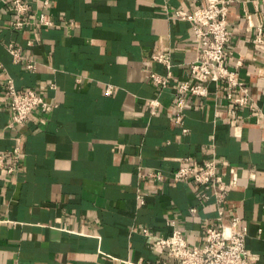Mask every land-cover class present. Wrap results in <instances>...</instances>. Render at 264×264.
<instances>
[{
	"label": "crops",
	"instance_id": "0c3cea01",
	"mask_svg": "<svg viewBox=\"0 0 264 264\" xmlns=\"http://www.w3.org/2000/svg\"><path fill=\"white\" fill-rule=\"evenodd\" d=\"M209 1L48 0L34 9L51 27L15 31L11 0H0V155L13 167L0 173V264H176L152 241L176 228L190 247H201L219 207L212 196L203 199L199 185L172 180L185 158L196 168L216 161L225 186L221 224L238 219V228H247L249 263L264 264L262 3L231 0L225 59L261 115L248 108L232 115L220 82L207 85L205 98L187 96L181 122L174 120L175 88L195 82L188 64L199 45L193 25L172 14ZM8 44L35 61L34 71L12 60ZM158 55L171 65L162 90L148 77L166 74L153 60ZM7 77L55 108L12 124ZM155 98L159 107L151 115ZM15 148L17 161L10 158Z\"/></svg>",
	"mask_w": 264,
	"mask_h": 264
},
{
	"label": "built area",
	"instance_id": "2783aa9c",
	"mask_svg": "<svg viewBox=\"0 0 264 264\" xmlns=\"http://www.w3.org/2000/svg\"><path fill=\"white\" fill-rule=\"evenodd\" d=\"M264 5V0H256ZM48 0H11L13 14L12 29L22 31L29 26L51 27L53 24L48 16L35 10L36 5L42 8L48 6ZM231 0H210L205 6L191 12L182 9L175 10L172 19L189 22L193 25V35L199 45L198 58L188 64V68L195 82L183 81L175 88L176 115L175 122H181V112L185 106L187 96L205 98L208 95L207 85L223 82L226 88L225 98L231 106V114L236 115L238 109L248 108L255 115H261L252 102L249 89L237 78V72L228 70L225 66L227 57L226 46L231 39V32L227 27L226 16ZM32 18L31 20H28ZM260 29V27H259ZM256 42H260L258 39ZM6 50L15 63L24 62L28 71H34L36 63L32 59H24L20 50L12 44L6 46ZM153 60L164 65L166 74L160 76L156 73H148L151 82L158 90L168 86L171 76V65L162 55L154 56ZM53 88L54 86L51 85ZM4 93L8 97V107L13 112L12 124L27 122L29 115L38 110L42 113H50L55 105L46 101L33 90L20 91L14 86L13 80L7 77L4 83ZM106 94H110V87L106 88ZM150 114L154 115L159 107V101L155 98L149 102ZM264 119V115H261ZM11 127V125H9ZM20 157L18 148L12 150L11 159L17 161ZM189 158L182 159L180 166L173 172L174 182L191 181L203 188V199L211 196L219 205L216 223L209 225L205 230V240L201 247H190L179 229L173 228L167 237H161L152 241V247L157 251H165L168 257L176 264H250L245 246L247 228H238L239 220L233 219L229 226L221 224L223 217L222 200L225 186L218 176V166L214 159L204 161L200 168L189 163ZM6 169V170H5ZM11 173L13 167H5V157L0 155V173ZM159 179L158 174L150 175ZM232 185H235L237 176L231 171ZM212 190L208 195L206 191ZM137 199L141 204L144 197L136 190ZM195 213V209H191ZM3 221L0 220V223ZM173 227V223H169ZM145 237L149 231L143 229Z\"/></svg>",
	"mask_w": 264,
	"mask_h": 264
}]
</instances>
